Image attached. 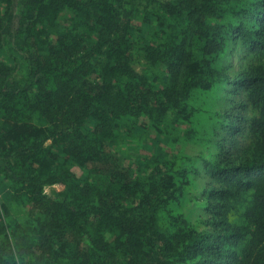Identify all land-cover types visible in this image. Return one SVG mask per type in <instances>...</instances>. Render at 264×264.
<instances>
[{
	"label": "trees",
	"instance_id": "16d2710c",
	"mask_svg": "<svg viewBox=\"0 0 264 264\" xmlns=\"http://www.w3.org/2000/svg\"><path fill=\"white\" fill-rule=\"evenodd\" d=\"M0 178V264H264V0H0Z\"/></svg>",
	"mask_w": 264,
	"mask_h": 264
},
{
	"label": "rangeland",
	"instance_id": "374dc122",
	"mask_svg": "<svg viewBox=\"0 0 264 264\" xmlns=\"http://www.w3.org/2000/svg\"><path fill=\"white\" fill-rule=\"evenodd\" d=\"M239 60V58H237L236 57V60L234 59V61L233 62H236V61H238ZM0 180H3V179H1L0 178ZM0 182H2V181H0ZM0 197H1V199H4L5 200V198L4 197H6V195L8 194V192H7V189L5 188V186H4V183H0ZM55 188H48V192H52L53 190H54Z\"/></svg>",
	"mask_w": 264,
	"mask_h": 264
}]
</instances>
